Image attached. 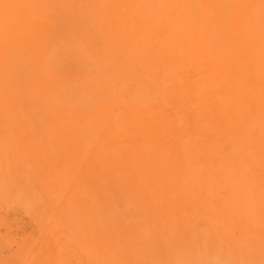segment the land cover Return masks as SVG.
I'll use <instances>...</instances> for the list:
<instances>
[{"label": "rangeland", "instance_id": "rangeland-1", "mask_svg": "<svg viewBox=\"0 0 264 264\" xmlns=\"http://www.w3.org/2000/svg\"><path fill=\"white\" fill-rule=\"evenodd\" d=\"M0 264H264V0H0Z\"/></svg>", "mask_w": 264, "mask_h": 264}]
</instances>
